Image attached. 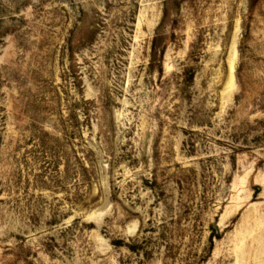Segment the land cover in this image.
I'll return each mask as SVG.
<instances>
[{"label":"rangeland","instance_id":"374dc122","mask_svg":"<svg viewBox=\"0 0 264 264\" xmlns=\"http://www.w3.org/2000/svg\"><path fill=\"white\" fill-rule=\"evenodd\" d=\"M0 264H264V0H0Z\"/></svg>","mask_w":264,"mask_h":264}]
</instances>
